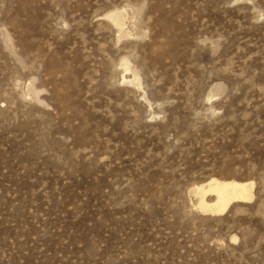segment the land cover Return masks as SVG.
Instances as JSON below:
<instances>
[{"label":"rangeland","instance_id":"obj_1","mask_svg":"<svg viewBox=\"0 0 264 264\" xmlns=\"http://www.w3.org/2000/svg\"><path fill=\"white\" fill-rule=\"evenodd\" d=\"M0 264H264V0H0Z\"/></svg>","mask_w":264,"mask_h":264},{"label":"bare ground","instance_id":"obj_2","mask_svg":"<svg viewBox=\"0 0 264 264\" xmlns=\"http://www.w3.org/2000/svg\"><path fill=\"white\" fill-rule=\"evenodd\" d=\"M108 18L119 29H122L123 15L121 13L117 12L110 14ZM255 187L253 181L241 183L237 181L211 179L204 184L194 186L190 194L198 199L196 208L201 213L210 216H221L224 215L233 204L249 203L253 201L255 197ZM208 197H214V199L209 201Z\"/></svg>","mask_w":264,"mask_h":264}]
</instances>
